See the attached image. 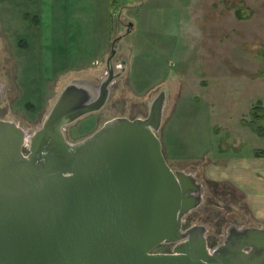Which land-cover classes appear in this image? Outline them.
<instances>
[{"label": "rangeland", "instance_id": "374dc122", "mask_svg": "<svg viewBox=\"0 0 264 264\" xmlns=\"http://www.w3.org/2000/svg\"><path fill=\"white\" fill-rule=\"evenodd\" d=\"M11 4L9 17L0 7L1 117L28 132L38 127L64 82L98 85L112 39L121 35L112 57L119 73L105 104L66 124V138L78 140L112 116H146L149 101L165 87L157 131L164 155L174 169L195 170L204 189L183 225L205 224L213 247L231 224H260L241 191L219 175L231 157L248 159L256 150L264 155V130L255 128L260 117L253 116L262 113L264 125V0ZM127 20L133 22L128 32ZM171 247L163 242L153 250Z\"/></svg>", "mask_w": 264, "mask_h": 264}, {"label": "water", "instance_id": "95a60500", "mask_svg": "<svg viewBox=\"0 0 264 264\" xmlns=\"http://www.w3.org/2000/svg\"><path fill=\"white\" fill-rule=\"evenodd\" d=\"M132 27L126 21L125 31ZM120 37L98 85L64 82L38 127L0 117V264H264V225L231 224L213 247L205 224L183 226L204 189L164 155L165 87L146 116H112L66 138V124L105 104ZM163 242L170 251L153 250Z\"/></svg>", "mask_w": 264, "mask_h": 264}, {"label": "crops", "instance_id": "0c3cea01", "mask_svg": "<svg viewBox=\"0 0 264 264\" xmlns=\"http://www.w3.org/2000/svg\"><path fill=\"white\" fill-rule=\"evenodd\" d=\"M12 1L14 0H0V7L3 8L2 16L9 17L12 14L9 11L13 7ZM87 1L96 2V0ZM108 2L110 3L111 0ZM22 14L24 15V12ZM224 166L225 175L220 174L219 177L227 178L232 187L241 191L240 196L247 205V210L252 211L254 218L260 222L258 225H264V155L255 153L248 159L231 157Z\"/></svg>", "mask_w": 264, "mask_h": 264}, {"label": "trees", "instance_id": "16d2710c", "mask_svg": "<svg viewBox=\"0 0 264 264\" xmlns=\"http://www.w3.org/2000/svg\"><path fill=\"white\" fill-rule=\"evenodd\" d=\"M118 2H119V0H111L110 3H111L112 5H114V4L118 3ZM253 116H258V117H260L259 120H256V122L258 123L259 126H258V127H255V128H256V129H260V132H259V133H262L263 130H264V125H263V123H261L260 120H262V118H263V114L260 113L258 110H254V114H253ZM253 116H252L251 120H253ZM255 153L259 155V154H261L262 152L256 150Z\"/></svg>", "mask_w": 264, "mask_h": 264}, {"label": "flooded vegetation", "instance_id": "af4514ba", "mask_svg": "<svg viewBox=\"0 0 264 264\" xmlns=\"http://www.w3.org/2000/svg\"><path fill=\"white\" fill-rule=\"evenodd\" d=\"M128 21V20H127ZM125 25H126V22H125ZM133 28V27H132ZM131 28V29H132ZM123 62V61H122ZM125 62V61H124ZM112 64H113V67L115 66L114 65V63H113V60H112ZM124 66V65H123ZM117 68H119V67H121V65H117L116 66ZM115 68V67H114ZM107 73V72H106ZM1 117V116H0ZM2 118H4V117H2ZM78 119V118H77ZM27 151H28V149L26 148V145H24L23 147H22V152L25 154V153H27ZM184 226V225H183ZM187 226V225H186Z\"/></svg>", "mask_w": 264, "mask_h": 264}]
</instances>
